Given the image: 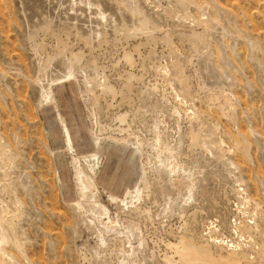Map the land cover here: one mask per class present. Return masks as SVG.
I'll return each instance as SVG.
<instances>
[{"label": "rangeland", "instance_id": "1", "mask_svg": "<svg viewBox=\"0 0 264 264\" xmlns=\"http://www.w3.org/2000/svg\"><path fill=\"white\" fill-rule=\"evenodd\" d=\"M0 264H264V0H0Z\"/></svg>", "mask_w": 264, "mask_h": 264}, {"label": "bare ground", "instance_id": "2", "mask_svg": "<svg viewBox=\"0 0 264 264\" xmlns=\"http://www.w3.org/2000/svg\"><path fill=\"white\" fill-rule=\"evenodd\" d=\"M66 133L68 134V131H66ZM66 135V134H65Z\"/></svg>", "mask_w": 264, "mask_h": 264}]
</instances>
